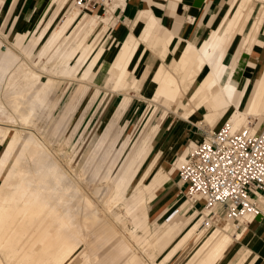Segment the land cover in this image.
<instances>
[{"label": "bare ground", "instance_id": "obj_1", "mask_svg": "<svg viewBox=\"0 0 264 264\" xmlns=\"http://www.w3.org/2000/svg\"><path fill=\"white\" fill-rule=\"evenodd\" d=\"M70 2L60 3L39 38L37 29L22 32L24 21L19 18L14 19L9 32L0 30V264H164L191 243L193 248L181 264H246L249 250L230 220L222 218L212 228L203 227L199 211L187 202L181 206L186 213L171 219L166 210H152L159 200L156 191L171 177L159 167L161 153H155L162 131L153 139L149 134L142 139V135L163 100L174 112L184 106L192 113L210 104L215 113L203 123L207 134L214 130L212 119L224 112H232L228 123L234 130L249 128L254 120L264 118V66L261 70L246 66L247 54L254 52L255 44H263V21L254 16L261 14L264 7L259 4L264 0H230L226 16L208 38L200 44L189 42L176 55L175 66L163 65L149 76L139 91L152 103V109L138 131L116 127L109 111L117 94L138 89V82L127 81V77L141 55L143 61L149 47L145 50L144 43L159 31L152 7L145 12L150 20L141 36L131 31L127 39L115 38L107 48L102 44L111 30L110 20L120 16L126 0L106 4L103 15ZM149 2L152 6V0ZM67 5L70 7L62 22L47 37ZM3 6L0 0V23ZM238 34L243 35V41L232 53ZM173 35L156 36L164 56ZM43 55H49L53 65L36 69L33 65L42 61ZM44 74L47 82L41 80ZM242 75L247 82L239 90ZM61 81L79 86L66 104L67 111L75 108L79 98L85 102L88 88L94 87L91 104L101 118L110 116L89 156L91 180L86 186L67 176L41 138L20 129L34 123L35 101L51 102ZM28 95L34 104L23 112L20 106ZM64 118L58 135L63 125L66 129L70 126L67 116ZM92 121L84 123L82 116L75 126L76 133L86 124L74 144L77 155L92 139ZM251 129L264 132L258 126ZM101 149L104 151L99 155ZM184 158L180 157L179 166ZM98 179L107 182L105 190L94 188ZM111 202L121 203L125 215L112 213ZM189 209L194 212L191 217L187 216ZM256 219L246 218L250 224ZM164 248L167 251L158 261L149 255V251ZM259 264H264V251Z\"/></svg>", "mask_w": 264, "mask_h": 264}, {"label": "crops", "instance_id": "obj_2", "mask_svg": "<svg viewBox=\"0 0 264 264\" xmlns=\"http://www.w3.org/2000/svg\"><path fill=\"white\" fill-rule=\"evenodd\" d=\"M3 1L0 28L6 32L10 31L16 18L24 21L22 32L35 31L41 24L40 22L47 19L56 6L54 0ZM229 2L230 0H166V3H162L158 0H152L151 6L149 0H126L124 9L120 13V18L119 16H114L110 20L111 27L114 22L117 23L119 20L122 22V25L115 28L117 31L116 33L114 32L115 38L127 39L131 31L135 36H141L150 20L149 15L145 14L150 7H152L159 21V31L156 32L155 37L149 43H144L145 50L148 44V49L150 50L147 49L143 61L140 62L141 55L134 67L129 71L127 81L136 80L139 88L129 90L127 95L125 93L117 94L111 103L109 114H112V121L116 127L133 128L136 131L141 129L145 119L151 112L152 103L142 97L141 100L139 96L132 95L131 91L141 95L140 87L147 85L149 76L154 71H158L163 65L172 68L176 65L174 60L177 59L176 55L183 52L189 42L200 44L208 38L218 28L223 17L226 16L228 12L226 8L230 6ZM172 32L174 33V38L169 46L168 55L164 56L162 54V45L157 44L156 36L161 37L164 35L167 38L168 33ZM114 37L112 41L115 39ZM235 41L232 53L237 52L239 49L243 41V35L238 34ZM261 41L262 45L255 44L253 54H247L246 66L249 69L257 70L260 68L261 70L264 66V26L261 30ZM140 67H142L141 72H139ZM146 68L154 70L151 72L146 70ZM137 73H140V77H142L134 76ZM246 82L247 78L242 75L239 90L244 87ZM175 112L170 107V103L167 100H163L162 105L155 108L142 135V139L148 134L153 139L162 131L157 140L155 153H161L159 167H164L168 171L171 180L156 191L159 200L155 203L154 208L158 212L166 210L171 213L170 210L177 207L182 198L185 197L186 187L179 178L178 160L181 156H186L190 149L195 146L196 141L203 140L204 135L202 130L198 128V124L200 123L199 126L203 129L202 126L206 122L207 116L215 113L210 104L200 106L192 113H189L188 108L184 106H180ZM129 115L131 116L130 121L125 125H120L121 118ZM157 115H162L163 118L161 121L160 119L156 121V124L160 121V126L154 124ZM231 116L232 112H224L219 116H215L212 119L211 127L213 129L220 128L226 122H229ZM137 117H140L139 122L134 126L132 121ZM256 120L264 123L263 117ZM258 127L263 129L264 125ZM206 129L203 130L206 132ZM190 142H192L191 146L185 149ZM238 231H241L243 236L241 243L244 244L245 249L249 250L246 264H259L264 251V217L257 218L253 224H249Z\"/></svg>", "mask_w": 264, "mask_h": 264}, {"label": "built area", "instance_id": "obj_3", "mask_svg": "<svg viewBox=\"0 0 264 264\" xmlns=\"http://www.w3.org/2000/svg\"><path fill=\"white\" fill-rule=\"evenodd\" d=\"M112 1L75 3L82 8H105ZM251 127L234 130L226 122L209 134L204 132L203 140L179 166L186 202L199 211L203 227L212 228L227 218L239 230L251 223L246 220L248 216H264V132H254ZM199 203H203L201 208H197Z\"/></svg>", "mask_w": 264, "mask_h": 264}, {"label": "rangeland", "instance_id": "obj_4", "mask_svg": "<svg viewBox=\"0 0 264 264\" xmlns=\"http://www.w3.org/2000/svg\"><path fill=\"white\" fill-rule=\"evenodd\" d=\"M62 1L63 0H56V2H55L56 6L54 7L53 12L49 14V17L47 19L42 20L43 22H42V24H40L41 26L39 25V27L37 28V37L38 38L42 35V33L47 28L49 22L51 21L53 15L58 10L59 5H60V3H62ZM74 1L75 0H71L70 5ZM158 1H160L162 3H166V1H164V0H158ZM258 4L259 3H257V7H258ZM70 5H69V7H70ZM259 5H260V7H261V5L264 7L263 3H260ZM69 7L67 5L66 10H64L63 12H61L59 14L57 19L53 23L51 29L49 30L47 37H49L51 35V33L60 25V23L62 22L63 18L65 17L66 13L69 10ZM228 7H230V6H227L226 9H228ZM90 8L95 12V14H99V15L105 14V10L103 7L98 6V7H90ZM117 17H118V14H117ZM254 17L258 21L262 20L263 26H264V8H263L261 14H257ZM119 18H120V16H119ZM120 21L121 20H119L117 23L116 22L113 23L111 30L106 35V38L104 39L102 45H105L107 48L110 46V44L112 42V38L114 37L115 33L117 32L115 28H117L119 25H122V22H120ZM0 30H3L4 33H7L2 28H0ZM247 30H248V28H246V31ZM29 32H34V30H31ZM148 50H150V49H148ZM35 58H36V56H35ZM42 61L43 62L46 61V62L43 63ZM42 61L40 60V62L37 63L38 66L36 64L33 66L36 67V69L40 70L42 65L47 66V67H50L53 65V61L50 60L49 55H43ZM41 62H42V64H41ZM109 62L107 61V63H109ZM39 64H41V65H39ZM141 70H142V67L139 68V72H141ZM146 70H149L152 72L154 69L150 70L149 68H146ZM134 76L139 77V78L142 77V76L140 77V73H137ZM41 80L44 82H47L48 76L46 74L42 75ZM1 86H2V84H0V88H1ZM78 87L79 86L76 83H73L71 85L68 84V86H67V81H61V84H59L58 88L56 89L54 94L51 96V100H52L51 102H49L47 104V103H42V102L37 101V100L35 101V107H36L37 113L35 116L36 118H33L34 123H31L32 124L31 126L21 127L20 129L25 130L26 132H32L37 137L41 138V140L43 142H45L47 147L50 149L52 159L53 160L56 159L55 161L60 164L61 168L63 169V171H65L67 176H69L73 180L79 182L80 185H82V183H84V185H82V186H86V184H88L89 181L91 180V173H90L91 167H89L87 164L89 156L94 151L96 144L98 142V138L103 134V132L106 128L105 126L110 121L109 120L110 116L105 115L103 118H101V116L97 114V107L91 104L90 99L92 98V96L94 95V93L96 91V89L94 87L88 88V91H87L86 96H85V102L82 100V98H79L76 102L75 108L71 112L69 110L67 111L66 104L70 102V100L72 99L73 93L77 91ZM137 87L139 88L138 84H137ZM131 94L134 96L135 95L139 96L140 99L142 100L141 95L139 93L131 91ZM31 98L32 97L30 95L25 96L23 98V100H22L23 103L20 106V108L23 112L29 110L30 103L34 104V101ZM66 111L70 112V114H67ZM64 115L67 116V118H68L67 121H68L70 126L68 127V129H66L67 125L66 124L63 125L62 126V132L59 133V135H58L57 133H58V130L60 129V121L65 119ZM162 115H163V112H162ZM162 115H157V117L154 121V124H156L157 119H160V121L163 120ZM82 116L85 117L84 123H86V121H87V123H89L93 119V121H92V129H93L92 132L93 133H92V139L85 146V149L83 150V152L81 154L77 155V148L74 146V144L79 141L80 136L84 132L83 130H85V128H86V126H85L86 124L83 123V125L79 128V130L76 133L74 132V130H75V126L77 125V123L79 122V120ZM139 118L140 117H137L135 120H133L132 125L135 126L139 122ZM95 119L99 120L98 124L94 123V121H96ZM130 119H131L130 115L125 117V118L122 117L120 120V125L127 124L128 121H130ZM160 121L156 125L160 126ZM254 121L252 124H253L254 128H256L259 121L258 120H254ZM199 124H198V128L200 130H202L203 132H205V130L201 129ZM263 125H264L263 122H259V124H258V126H263ZM203 135H205V134L203 133ZM69 141H70V143H69ZM198 142H200V141H196V143H198ZM191 143L192 142H190L189 145L185 149H187L189 146H191ZM51 149H52V151H51ZM103 151H104V149H101L99 155H101ZM180 160L181 159L179 158L178 161H180ZM179 163L180 162H178V164ZM78 176H82V178H80L81 180L79 179ZM72 179H70V180H72ZM176 180L179 181V179H177V178H176ZM93 186H94V188L105 190L107 187V182L106 181H100L98 179V180L93 182ZM93 200L96 202V200L94 198H93ZM184 203H186L185 197L182 198V201L180 202V204L177 207L170 210L171 215L168 217V219L169 218L171 219L172 216H174L177 213H180V214L186 213V209L184 207L181 208V206ZM202 206H203V203H199L197 205V208H201ZM110 207L112 208V213L120 212V213H123V215H125V210H124L121 203L115 204L114 202H111ZM152 210L156 211L155 208H152ZM193 213L194 212L192 209L187 210V216L191 217L193 215ZM262 217H264V216H262ZM225 219H227V218H225ZM227 220H229V219H227ZM130 222H131V219L129 218L128 223H130ZM128 225H129V227H131L130 224H128ZM193 245L194 244L191 243L178 256H176L172 260H167L164 264H181L183 262V260L185 259V256H187V254L193 248ZM108 247H109V245H108ZM108 247L106 246L104 248V250L108 249ZM166 251H167L166 248L158 249L155 251H149V255H151V257H153L154 261H158L165 254ZM138 253L140 255H142L141 251Z\"/></svg>", "mask_w": 264, "mask_h": 264}]
</instances>
